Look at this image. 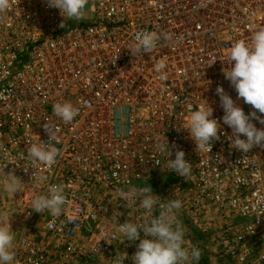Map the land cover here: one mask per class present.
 <instances>
[{"label": "built area", "instance_id": "built-area-1", "mask_svg": "<svg viewBox=\"0 0 264 264\" xmlns=\"http://www.w3.org/2000/svg\"><path fill=\"white\" fill-rule=\"evenodd\" d=\"M0 183V264H186L191 190L264 250V0H0Z\"/></svg>", "mask_w": 264, "mask_h": 264}, {"label": "rangeland", "instance_id": "rangeland-1", "mask_svg": "<svg viewBox=\"0 0 264 264\" xmlns=\"http://www.w3.org/2000/svg\"><path fill=\"white\" fill-rule=\"evenodd\" d=\"M168 182L172 183L170 179H168ZM168 187L171 188V184ZM188 197L189 200L186 202V205L194 211L191 214L188 212L185 215V218H187V221L192 226L183 225L184 239L188 238L191 241V238H194L195 241H199L203 237L205 242L212 241L210 245L205 247L204 255L207 264H264V250L257 248V246H252V242H256L257 239L251 241L247 239L245 246L242 248L234 247L235 244H232L236 229L239 225H242L243 221L236 219L219 204H205L203 206L205 209H203L195 199V194L192 190L188 191ZM229 217L231 220L226 219ZM17 219L10 207L7 187L0 183V246L5 241H8L10 236L15 234L13 233L14 230L19 228L21 223ZM202 222L206 223V229L200 226ZM12 226H15V228H12ZM192 231L197 233L196 236L190 233ZM33 234L35 236L39 235L38 233ZM227 234H231L230 238L227 237ZM221 240H223V243L220 242ZM232 253L235 254L233 255ZM238 254L244 256V262L238 261ZM124 264H128V261L125 260Z\"/></svg>", "mask_w": 264, "mask_h": 264}, {"label": "crops", "instance_id": "crops-1", "mask_svg": "<svg viewBox=\"0 0 264 264\" xmlns=\"http://www.w3.org/2000/svg\"><path fill=\"white\" fill-rule=\"evenodd\" d=\"M228 220H231V218H226ZM12 228H15V226H12ZM194 230V229H193ZM193 236H196V232L192 231ZM29 237L35 236L34 234H28ZM40 235H38L39 238ZM227 236H231V234H227ZM41 237V236H40ZM37 238V239H38ZM220 239V237H218ZM199 242V243H198ZM223 243V240L220 241ZM212 241H204V238L201 237L199 241H195V239L191 238V241L187 238L186 239V246L185 248L188 249V253L185 255L184 259L186 264H207V260L205 259V247L210 245ZM196 244V245H195Z\"/></svg>", "mask_w": 264, "mask_h": 264}]
</instances>
